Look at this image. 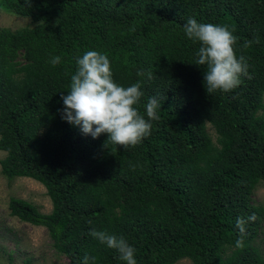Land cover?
Returning a JSON list of instances; mask_svg holds the SVG:
<instances>
[{
	"label": "trees",
	"instance_id": "trees-1",
	"mask_svg": "<svg viewBox=\"0 0 264 264\" xmlns=\"http://www.w3.org/2000/svg\"><path fill=\"white\" fill-rule=\"evenodd\" d=\"M2 2L41 23L0 32L2 174L39 182L53 206L45 214L13 197L11 216L46 228L70 264L85 255L125 264L89 235L93 228L122 236L137 264H264L256 245L264 207L252 202L264 183V0ZM189 18L227 26L237 38L248 64L238 87L206 92L207 66L195 65L200 44L183 29ZM90 50L108 56L116 83L141 82L136 107L145 118L148 99L160 100L141 143L124 149L61 118L76 59ZM253 213L237 247V217Z\"/></svg>",
	"mask_w": 264,
	"mask_h": 264
},
{
	"label": "clouds",
	"instance_id": "clouds-1",
	"mask_svg": "<svg viewBox=\"0 0 264 264\" xmlns=\"http://www.w3.org/2000/svg\"><path fill=\"white\" fill-rule=\"evenodd\" d=\"M184 33L193 42H199L196 52L197 66H207L204 74V86L208 94L216 91L229 92L238 87L241 77L248 75V64L243 55L236 54L237 38L227 26L201 23L189 18L183 24ZM61 58H52L53 66ZM77 69L71 76L70 91L61 95L63 109H58L61 118L68 123L79 126L85 135L94 139L101 134H108V141L123 146H135L151 134V121L158 119L157 110L160 100L156 96L148 99L146 117L136 107L144 95L141 82L123 86L115 82L111 62L106 54L95 50L85 52L76 59ZM138 75H143L142 72ZM151 78V73L148 74ZM255 214L237 217L236 227L241 236L236 241L237 247L243 246L245 224L254 221ZM93 238L119 254L125 264H137L136 249L122 236L118 237L95 228L89 232ZM95 257L85 255L79 264H95Z\"/></svg>",
	"mask_w": 264,
	"mask_h": 264
},
{
	"label": "rangeland",
	"instance_id": "rangeland-1",
	"mask_svg": "<svg viewBox=\"0 0 264 264\" xmlns=\"http://www.w3.org/2000/svg\"><path fill=\"white\" fill-rule=\"evenodd\" d=\"M40 25L41 23L28 17L6 11L0 0V32L4 29L17 32ZM209 132L217 141L216 133L211 127ZM5 157L6 153L0 151V264H70V260L55 249L46 228L24 223L11 216L9 203L13 197L35 204L45 214H50L53 206L46 188L39 182L29 178L9 182L2 174L1 161ZM252 202L264 207V183L252 195ZM256 245L264 255V223ZM177 264L193 262L186 259Z\"/></svg>",
	"mask_w": 264,
	"mask_h": 264
}]
</instances>
